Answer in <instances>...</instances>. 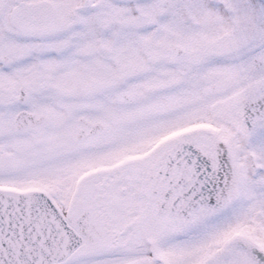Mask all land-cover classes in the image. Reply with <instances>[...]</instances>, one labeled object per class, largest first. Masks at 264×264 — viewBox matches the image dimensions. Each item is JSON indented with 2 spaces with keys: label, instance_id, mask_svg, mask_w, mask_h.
I'll return each instance as SVG.
<instances>
[{
  "label": "snow or ice",
  "instance_id": "6c2138e0",
  "mask_svg": "<svg viewBox=\"0 0 264 264\" xmlns=\"http://www.w3.org/2000/svg\"><path fill=\"white\" fill-rule=\"evenodd\" d=\"M0 264H264V0H0Z\"/></svg>",
  "mask_w": 264,
  "mask_h": 264
}]
</instances>
